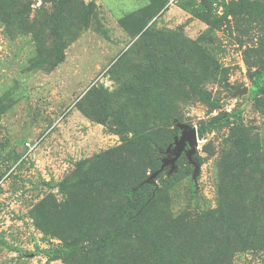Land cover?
<instances>
[{
    "label": "rangeland",
    "instance_id": "obj_1",
    "mask_svg": "<svg viewBox=\"0 0 264 264\" xmlns=\"http://www.w3.org/2000/svg\"><path fill=\"white\" fill-rule=\"evenodd\" d=\"M58 2H0L13 31L0 20V264H94L92 241L122 206L115 183L146 178L157 156L140 137L170 145L178 125L198 130L238 110L199 139L196 174L185 154L178 160L147 220L161 232V258L128 236L106 264H224L193 256L210 231L189 223L220 208L221 195L233 226L259 233L228 263L264 264V191L247 168L239 180L236 158L222 165L221 188L235 129L264 153V0ZM93 177L110 187H92ZM180 216L188 223L175 229Z\"/></svg>",
    "mask_w": 264,
    "mask_h": 264
},
{
    "label": "trees",
    "instance_id": "obj_2",
    "mask_svg": "<svg viewBox=\"0 0 264 264\" xmlns=\"http://www.w3.org/2000/svg\"><path fill=\"white\" fill-rule=\"evenodd\" d=\"M28 1L31 2V0ZM66 1L68 0H59L58 6L62 8ZM5 2L8 4L10 0H5ZM27 9H29V7ZM4 11L5 10L0 13V20L6 25L7 30L11 34L13 33L12 26L8 24L10 21L8 18H10L11 15L9 14L10 16H8L7 11ZM23 27L24 26H22V31H26L23 30ZM240 114H242V110L234 111L232 113H225L216 116L213 121L209 122L208 124H200L197 130L199 139H204L208 133L212 132L214 129L221 126L232 117L238 116ZM140 139L143 142V146H145L147 150H153L157 156L152 161V163L146 167L151 168L150 175H148L146 178H138L139 180L137 183H133L128 187L124 186L122 189L120 184L115 183L114 189L116 190V194L122 198V206L116 208L114 214H112L110 222H108L109 226L105 228L106 231L102 234H97L95 237L96 239L92 241L95 247L93 250V258H95L94 264H106L109 259L110 251L114 249L117 242L123 237L128 238V236L134 245H143L142 247L147 248V252L150 249V257L161 258L160 252L158 250L160 246L159 240L161 237V234L159 233L161 232L157 233L150 229L152 225H147V220L152 218L151 214L154 213L157 203L162 199V192L166 189H169V187L175 183L177 175L176 172L173 173L170 177L165 179L164 187H158L156 184V179L165 172V169L164 172L155 179V183H147L146 181L150 178V176L160 169L162 165V157L164 155V151L167 148L164 147L169 145L159 144L156 141L151 140L148 135H142ZM233 141L237 151L225 157V161L221 162V168H223L222 165H224L228 159L230 161H234V158H236L238 160L239 166V180L243 178V170L247 168L249 171L248 176L251 178L248 184L252 183V186L254 184L256 193H261V190L264 191V153L261 151L258 144H253L246 137L244 131L241 128H237L233 131ZM227 174V170L223 168L221 172V188L228 178ZM87 181L91 183L92 187L94 186L95 188L100 187V189H105L104 186L110 187L108 182L99 183L98 179L95 177H93V179L90 178ZM220 198V208L206 212L196 219L194 218L193 221L189 222L203 224L204 226L208 227V232L210 231L206 240V242H209L208 246L203 248L201 252L200 250L199 252H195L193 256L195 258L198 256V259H203L201 258L202 255H217V258L221 259L224 264H230L228 263V257L231 255L232 251H245L247 249L253 248V245L257 243L259 233L254 232V230L248 228L244 224L241 225V223L234 227L232 218L226 216L224 212L225 207L228 204L226 201H224L223 195H221ZM42 219L43 217L36 216V221L40 226L42 225V223H40ZM170 222H172L175 229H182L184 222L188 223L186 217L183 216H180ZM77 228L84 230L85 227L77 225ZM79 240L80 242L90 241V239L86 237V232H82L79 235ZM160 241H162V239ZM206 242L204 244H207ZM49 255L51 257H60L62 252L51 251ZM193 256L190 254V258ZM115 264L121 263L115 262Z\"/></svg>",
    "mask_w": 264,
    "mask_h": 264
},
{
    "label": "water",
    "instance_id": "obj_3",
    "mask_svg": "<svg viewBox=\"0 0 264 264\" xmlns=\"http://www.w3.org/2000/svg\"><path fill=\"white\" fill-rule=\"evenodd\" d=\"M181 134L175 137L172 144H170L164 151L166 156L159 170L153 173L146 181L147 183H155V179L164 172L166 168L169 169V176L177 171V162L183 154L186 155L189 163L194 167V174H196L200 167L194 158L196 147L199 142L197 130L187 125H178ZM188 147V148H187Z\"/></svg>",
    "mask_w": 264,
    "mask_h": 264
},
{
    "label": "flooded vegetation",
    "instance_id": "obj_4",
    "mask_svg": "<svg viewBox=\"0 0 264 264\" xmlns=\"http://www.w3.org/2000/svg\"><path fill=\"white\" fill-rule=\"evenodd\" d=\"M188 148V147H187Z\"/></svg>",
    "mask_w": 264,
    "mask_h": 264
}]
</instances>
